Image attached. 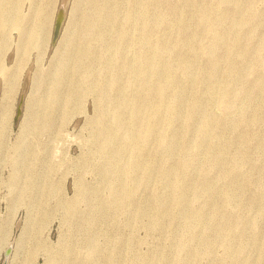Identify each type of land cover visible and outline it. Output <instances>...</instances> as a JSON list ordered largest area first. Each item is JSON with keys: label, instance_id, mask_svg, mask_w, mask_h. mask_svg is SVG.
<instances>
[{"label": "rangeland", "instance_id": "374dc122", "mask_svg": "<svg viewBox=\"0 0 264 264\" xmlns=\"http://www.w3.org/2000/svg\"><path fill=\"white\" fill-rule=\"evenodd\" d=\"M37 2L0 33V264H264V0H69L54 45Z\"/></svg>", "mask_w": 264, "mask_h": 264}, {"label": "bare ground", "instance_id": "6f19581e", "mask_svg": "<svg viewBox=\"0 0 264 264\" xmlns=\"http://www.w3.org/2000/svg\"><path fill=\"white\" fill-rule=\"evenodd\" d=\"M24 1L25 0H2L0 2V33H4L3 30H5V28H4L5 26H14L15 29H18V30H20L22 32L23 31H26L25 28H23V26H22L24 20L26 19V17H25L26 15L20 13V9H21V6H22V4H23ZM26 1H35V0H26ZM38 1H39V2H37L38 3V6L36 8H33V10H30L29 11V14L27 13V18H30L31 14L32 15L33 14H35V15L37 14L38 15V25L34 29H31L32 31L29 30L30 33L27 35L28 36L27 37L28 39H35V40L36 39H38V40L42 39L43 30L45 28L44 27V24L48 21V19L50 17L55 18V16H57L56 10L60 6V3H61L62 0H38ZM7 2H9L11 4V7L12 8L10 10L6 6V3ZM26 44H27V42H26ZM78 45L79 44H77V43H73V45L71 47V52L69 54V59H68V61L63 62L62 64L58 65V69H57L58 70V73L63 74L64 72L67 71L68 64L71 61L72 62L73 61H78L80 58L84 57V56H81V54L79 53L80 50H79V46ZM233 74H235V73H233ZM0 75L3 78H7V73H6V71H5V69H4V67H3V65H2L1 62H0ZM230 77L235 78L233 76H230ZM7 80H8V84H10V85H12L14 83L13 80L11 81V77H9ZM26 85H27V82L25 83V86ZM25 88L26 87H24V89ZM6 92H7V90H6ZM213 96H215V95H213Z\"/></svg>", "mask_w": 264, "mask_h": 264}, {"label": "water", "instance_id": "95a60500", "mask_svg": "<svg viewBox=\"0 0 264 264\" xmlns=\"http://www.w3.org/2000/svg\"><path fill=\"white\" fill-rule=\"evenodd\" d=\"M68 6H69V0H62L57 12V16H56V22H55V26H54V32H53V37H52V45H54L57 40L59 39L61 33H62V28L64 25V21L66 18V13L68 10ZM23 103V98L21 99V104ZM20 112V111H19ZM13 251V247L9 246L8 248H6V250L4 251V259L3 262L1 264H9V258L12 254Z\"/></svg>", "mask_w": 264, "mask_h": 264}]
</instances>
